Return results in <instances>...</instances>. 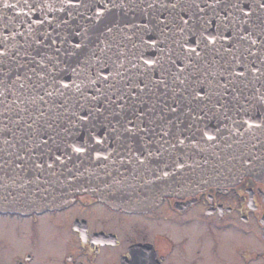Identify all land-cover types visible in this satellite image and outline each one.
<instances>
[{"label": "water", "instance_id": "obj_1", "mask_svg": "<svg viewBox=\"0 0 264 264\" xmlns=\"http://www.w3.org/2000/svg\"><path fill=\"white\" fill-rule=\"evenodd\" d=\"M264 181V0H0V212L142 211Z\"/></svg>", "mask_w": 264, "mask_h": 264}, {"label": "flooded vegetation", "instance_id": "obj_2", "mask_svg": "<svg viewBox=\"0 0 264 264\" xmlns=\"http://www.w3.org/2000/svg\"><path fill=\"white\" fill-rule=\"evenodd\" d=\"M0 264H264V181L245 176L142 211L83 194L0 212Z\"/></svg>", "mask_w": 264, "mask_h": 264}]
</instances>
